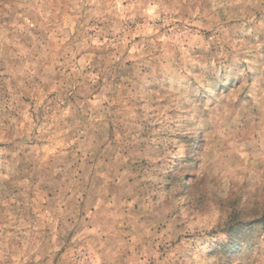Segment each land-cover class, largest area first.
I'll return each mask as SVG.
<instances>
[{"label": "clouds", "instance_id": "1", "mask_svg": "<svg viewBox=\"0 0 264 264\" xmlns=\"http://www.w3.org/2000/svg\"><path fill=\"white\" fill-rule=\"evenodd\" d=\"M77 7L87 9L85 31L87 21L95 20L103 25L96 38L112 37L104 44L106 66L97 77L104 84L96 98L86 91L82 101L66 105L78 150L99 163L93 180L82 179L72 197L54 198L47 211L39 196L28 205L37 212L30 239L29 233L7 232L14 221L2 226L0 264H211L212 241L230 242L229 264H264V114L254 118L225 108L206 116L194 102L186 114H177L180 98L163 87L169 73L182 70L184 56L174 53L184 45L202 47L205 54L215 48L214 55L234 62L259 53L264 64V0H80ZM205 32H211L207 40ZM84 47L91 45H77L76 55ZM129 47L136 55H125ZM128 60L133 63L125 67ZM5 92L14 103H4L0 112V185L27 190L29 180L47 182L41 172H51L52 165L45 156L58 165L65 155L56 148L68 130L62 106L71 93L61 89L57 95L55 122L37 116L32 123L26 116L19 121L28 107L21 97L28 93L0 82V98ZM108 93L114 97L106 102ZM154 124L162 127L153 130ZM199 140L207 142L203 152ZM190 171L197 178L185 179ZM18 176L24 178L19 184ZM243 181L246 192L240 191ZM49 213L53 224L61 222L59 235H74L54 243L52 232L44 239ZM58 247L65 249L60 256Z\"/></svg>", "mask_w": 264, "mask_h": 264}, {"label": "rangeland", "instance_id": "2", "mask_svg": "<svg viewBox=\"0 0 264 264\" xmlns=\"http://www.w3.org/2000/svg\"><path fill=\"white\" fill-rule=\"evenodd\" d=\"M79 2L80 0H0V82L18 84L21 91L28 93L21 97L28 107L27 112L19 115V121L23 122L26 116L28 121L36 123L39 116L42 123L45 120L48 123L55 122L58 115L57 95L62 94L61 89L71 93L65 98V106H62L63 119L68 130L62 137L64 144L56 148L57 153L63 152L65 155L60 158L58 165L56 161L45 156L44 163L52 165L51 172L47 169H42L41 172L47 182L37 181V186L29 180L27 190L22 186L0 185V230L4 224L14 221L15 226L8 228L7 232L19 235L29 233V239L32 231L31 222L36 219L37 212L35 207L28 205H36L39 196V205L45 206L43 211H47L48 202L54 198L59 200L61 196L72 197L82 179L86 182L93 180L95 176L93 165L99 163V159L90 160L78 150L80 147L76 139L78 132L72 127V121L69 119L70 110L66 105L69 102L75 104L78 100L82 101L84 96L81 93L86 91L92 93L90 100L96 98L104 84L102 76L97 78L101 68L106 66V61L101 59L105 55L104 44L112 37L103 36L97 39V29L103 25L95 20L87 21V31L81 27L85 23L84 12L87 9H79L77 7ZM176 23L179 24L180 21L177 20ZM168 27L172 28V25ZM120 35L117 33V36ZM89 37L92 39L89 40ZM210 37L211 32L204 33L205 40ZM139 39L137 36L136 40ZM84 42L91 47L81 48L76 55L77 45ZM260 51L264 52V49ZM216 52L217 49L209 48L208 54H205L202 47L184 45L183 51L174 53L176 57L184 56L183 68L178 73H169L164 78L163 87L171 88L173 94L180 98L177 102V114H186L187 108L193 102L200 106L199 110L206 116L210 110L223 112L225 108L234 114L248 111L254 118L264 114V64L261 62L260 54H249L239 62H234L231 57L214 55ZM125 55H136L135 49L129 47ZM200 57L203 59H199ZM132 63V60H128L125 67ZM121 71L122 69L116 68L117 73ZM92 78H97L95 84ZM118 79L119 77L113 83H118ZM57 84L61 86L60 89L56 87ZM234 93L238 95L230 100ZM113 97L114 93H108L105 101ZM7 102L14 103L12 94L5 92L0 98V112L3 111V104ZM160 103L163 105L167 101ZM111 107L115 109L118 105L112 104ZM16 117L17 113H11V118ZM23 127H28V124L24 123ZM111 127L112 125H109V129ZM161 127L160 124L152 125L153 130H159ZM28 131L31 134L34 130L28 128ZM206 143L203 140L198 141L201 152ZM256 148L259 150L260 145L257 144ZM184 159L190 161L191 157L185 156ZM189 178L197 177L190 171L185 173V179ZM23 179L16 177V183H21ZM200 179L203 182L205 178ZM68 188H71V191H68ZM247 190L248 181H243L240 191ZM71 203L72 201H69V205ZM129 204L131 205V200ZM60 206L64 207L63 204ZM54 220L55 217L49 213V219L44 222L45 226L42 229L44 239L52 232L57 233L54 243L74 235L67 232L59 235L61 222L56 221L53 224ZM67 220L71 222L72 218L69 216ZM229 244L230 242H211L207 252L211 264H229L231 260ZM64 251L63 247H58L56 255L60 256ZM53 264H57L56 260H53Z\"/></svg>", "mask_w": 264, "mask_h": 264}]
</instances>
